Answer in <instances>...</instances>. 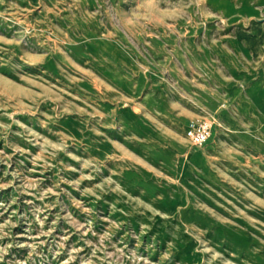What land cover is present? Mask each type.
<instances>
[{
    "label": "rangeland",
    "instance_id": "1",
    "mask_svg": "<svg viewBox=\"0 0 264 264\" xmlns=\"http://www.w3.org/2000/svg\"><path fill=\"white\" fill-rule=\"evenodd\" d=\"M261 19L0 0V264H264Z\"/></svg>",
    "mask_w": 264,
    "mask_h": 264
},
{
    "label": "built area",
    "instance_id": "2",
    "mask_svg": "<svg viewBox=\"0 0 264 264\" xmlns=\"http://www.w3.org/2000/svg\"><path fill=\"white\" fill-rule=\"evenodd\" d=\"M211 132L212 123L207 120H200L189 125L186 137L192 145L202 146L209 140Z\"/></svg>",
    "mask_w": 264,
    "mask_h": 264
},
{
    "label": "water",
    "instance_id": "3",
    "mask_svg": "<svg viewBox=\"0 0 264 264\" xmlns=\"http://www.w3.org/2000/svg\"><path fill=\"white\" fill-rule=\"evenodd\" d=\"M260 22H263V26H264V19H261V20H259ZM263 60H264V58H263Z\"/></svg>",
    "mask_w": 264,
    "mask_h": 264
},
{
    "label": "crops",
    "instance_id": "4",
    "mask_svg": "<svg viewBox=\"0 0 264 264\" xmlns=\"http://www.w3.org/2000/svg\"><path fill=\"white\" fill-rule=\"evenodd\" d=\"M212 133V132H211ZM210 139V138H209ZM208 142V141H207Z\"/></svg>",
    "mask_w": 264,
    "mask_h": 264
}]
</instances>
